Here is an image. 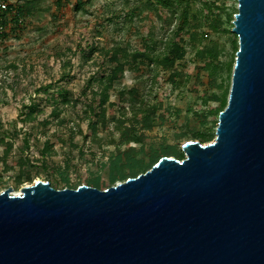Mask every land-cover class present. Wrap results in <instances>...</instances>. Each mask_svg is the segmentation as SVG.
<instances>
[{
	"label": "water",
	"instance_id": "water-1",
	"mask_svg": "<svg viewBox=\"0 0 264 264\" xmlns=\"http://www.w3.org/2000/svg\"><path fill=\"white\" fill-rule=\"evenodd\" d=\"M215 138L100 190L0 193V264H264V0H237Z\"/></svg>",
	"mask_w": 264,
	"mask_h": 264
},
{
	"label": "rangeland",
	"instance_id": "rangeland-1",
	"mask_svg": "<svg viewBox=\"0 0 264 264\" xmlns=\"http://www.w3.org/2000/svg\"><path fill=\"white\" fill-rule=\"evenodd\" d=\"M25 1L4 0V4L15 8ZM77 1L34 0L32 14L26 16L19 27H12L10 22L4 37L0 30V154L3 156L0 193L11 188L12 194L17 195L22 187L36 181L64 189L87 185L98 176L106 179L109 159L115 153V145L110 141L119 140L111 118L118 116L121 104L118 91L124 87L138 86L146 101L162 100L164 109L170 110L163 113L164 120L159 121L154 130L145 133L144 153L139 159L147 162L151 151H160L161 147L176 145L182 151L181 146L186 141L202 142L194 134L197 132L205 133L203 145L215 138L218 115L208 118L206 128L201 125V119L189 111L199 110L196 109L201 104L198 97L211 86L205 73L197 75V64L189 48L181 63L188 80L178 88L172 87L166 81L168 74L162 72L154 83L144 75L145 66L141 67V73L126 72L110 99L117 106L110 115L108 129L100 127L98 141L93 140L88 135V120L83 118L82 108L92 98L87 82L102 70V50L119 42L131 50L141 49L143 38L161 36L162 31L153 15L144 14L146 17L141 20L125 23V0H81L84 5L76 11ZM206 1L222 8L223 28H231L226 14L231 13L234 18L237 0ZM12 15H8L9 20ZM208 33L212 42L223 50L220 59L229 61L232 53L235 54L232 37L224 32L208 30ZM67 60L72 67L65 72L68 76L62 78L61 65ZM60 88L68 91L69 104H63L57 95ZM56 101L63 120L61 124L51 116ZM31 104L39 111L35 121H27L25 117ZM46 118L51 123L45 126ZM180 133L185 137L178 139ZM47 142L50 147L46 150ZM22 172L29 173L32 179L23 177L17 184ZM117 183L120 182L115 185Z\"/></svg>",
	"mask_w": 264,
	"mask_h": 264
},
{
	"label": "trees",
	"instance_id": "trees-1",
	"mask_svg": "<svg viewBox=\"0 0 264 264\" xmlns=\"http://www.w3.org/2000/svg\"><path fill=\"white\" fill-rule=\"evenodd\" d=\"M0 1L4 2V0ZM34 5V0H26L18 7L8 5L6 10L0 9V30L3 31L1 36L4 37L5 28L11 25L10 22L13 24L12 27H19L23 19L32 14ZM83 5L84 2L78 0L75 10H80ZM125 7L126 13L123 17L125 23H132L134 19L141 20L146 17L143 16L144 14L153 15L160 24L162 34L161 36L148 35L143 38L141 49L131 50L119 42L102 50V70L100 74L92 75L87 82L92 98L87 100L82 108L85 114L83 118L88 120V135L98 141V129L100 127L108 129L110 115L117 106L110 99L117 90L116 85L123 81L126 72L141 73V67L145 66L144 75L154 83L159 80L162 72L168 74L166 81L171 83L172 87L178 88L181 83L185 84L188 75L185 74L181 63L185 60L189 48L194 56L193 61L197 64V75L205 73L211 85L198 97L201 104L196 106V109L199 110L189 111L201 119V125L207 128L208 118L219 116V113L227 106L235 54L238 50V39L231 32L232 14H226L227 23L231 28H223L222 8L206 0H125ZM10 14L13 15L9 20ZM208 30L214 33L224 32L232 37L235 54L232 53L229 61L220 59L223 50L217 43L212 42ZM88 46L93 48L91 44ZM71 67L70 60L62 63V78L68 76L65 72ZM139 78L143 79L141 76ZM93 87L94 90H92ZM57 95L62 99L63 104L70 103L67 98L68 91L60 88ZM118 95L121 102L119 113L118 116H112L111 122L114 123L113 129L119 135V140L118 142L114 139L110 141V144L115 145V153L109 159L108 176L106 179L98 176L87 183L100 190L109 188L116 182H123L129 177L145 173L158 162L161 155L175 157L178 160L183 159V153L176 145L161 147L160 151H151L147 162L139 159L144 153L145 133L154 130L157 123L164 120L163 113H170V110L168 107L164 109L162 100L155 103L146 101L138 86L124 87L118 91ZM53 97L56 100L55 96ZM213 103L216 106H211ZM58 105L56 101L51 116L53 120L61 124L63 120ZM202 106L205 109L202 110ZM35 107L33 104L29 106L30 109L25 114L27 121L37 119L39 111H36L37 107ZM49 123L51 122L47 118L43 122L45 126ZM194 134L200 138L201 143L205 142L204 132ZM177 137L181 139L185 135L180 133ZM48 143L45 145L46 150L50 147ZM10 148L11 145L5 150L4 156L8 154ZM2 160L3 156L0 154V161ZM23 177L32 179L29 173L24 175L22 172L18 175L17 184L22 182ZM75 188L77 187L74 186L73 189Z\"/></svg>",
	"mask_w": 264,
	"mask_h": 264
},
{
	"label": "built area",
	"instance_id": "built-area-1",
	"mask_svg": "<svg viewBox=\"0 0 264 264\" xmlns=\"http://www.w3.org/2000/svg\"><path fill=\"white\" fill-rule=\"evenodd\" d=\"M0 9H1V10H6V9H7V5L4 4L3 1H0Z\"/></svg>",
	"mask_w": 264,
	"mask_h": 264
}]
</instances>
